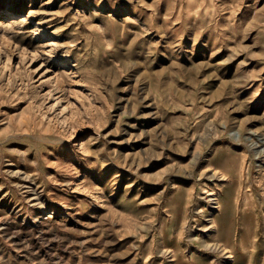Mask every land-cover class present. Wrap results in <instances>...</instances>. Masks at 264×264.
<instances>
[{"label":"rangeland","instance_id":"rangeland-1","mask_svg":"<svg viewBox=\"0 0 264 264\" xmlns=\"http://www.w3.org/2000/svg\"><path fill=\"white\" fill-rule=\"evenodd\" d=\"M0 264H264V0H0Z\"/></svg>","mask_w":264,"mask_h":264}]
</instances>
